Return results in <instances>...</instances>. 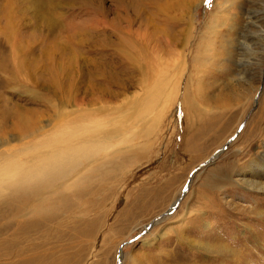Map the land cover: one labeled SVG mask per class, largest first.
Masks as SVG:
<instances>
[{"label":"rangeland","instance_id":"rangeland-1","mask_svg":"<svg viewBox=\"0 0 264 264\" xmlns=\"http://www.w3.org/2000/svg\"><path fill=\"white\" fill-rule=\"evenodd\" d=\"M90 131L118 171L18 235L9 156ZM263 148L264 0H0V264H264Z\"/></svg>","mask_w":264,"mask_h":264},{"label":"bare ground","instance_id":"bare-ground-1","mask_svg":"<svg viewBox=\"0 0 264 264\" xmlns=\"http://www.w3.org/2000/svg\"><path fill=\"white\" fill-rule=\"evenodd\" d=\"M205 52L206 48L203 47L198 57L192 59L194 65H204V62L209 59L205 56ZM214 60L215 58L213 61ZM147 69L150 70L149 65ZM200 80L201 79L197 78V81L194 83L195 86L191 97L188 96L186 89L183 90L181 95V110L183 113L185 112L183 115L189 116L185 121V125H187L188 129L197 131L200 129L199 125L202 124L201 118L202 120L209 118L206 117L205 109L199 108L200 105L207 104V97L204 94V90L201 89ZM157 93V89L149 91V99H146L143 113L150 111L156 100ZM191 130L190 132H192ZM104 137L105 133L102 135V140H98L97 142L96 139L93 138L92 131H90V133L77 136L78 140L70 136H65L61 139L57 138V141L52 140L50 143L44 142V144H42L39 141L37 143V148L34 147V145L30 148L31 152H25V154H28L27 156L25 155L23 157V154L21 155L20 158L22 159H17L19 155L15 157L14 154H9L11 162L9 161L6 165L10 166L6 173L11 177V185H15L14 191L18 195L15 198L16 206L11 213L12 216L18 217L19 219L17 220L18 235L22 234L24 231H29L30 228L37 224L36 222H38V220L34 217L39 213L45 212L41 214L42 218H44V221H49L55 218V216L57 217L56 214L58 211L65 209L73 202L77 203L83 201L81 199L87 194L89 187L88 183L92 179L98 176L97 178L100 180H97L103 181L117 170V167L111 169L112 166L110 164V162H112L111 159L114 158L116 154L112 153L105 155L106 153L103 152L105 149H108V144H105L103 140ZM103 144L106 147L105 149H103V147H98ZM255 156H257L256 158H258V160ZM100 157L104 159L98 162ZM118 159L119 158H117V160ZM252 159L253 161L249 163L250 165L248 168L255 170L254 179H251L252 176H244L239 179V182L248 186V188L264 192V148L261 151L257 150L255 153L253 152ZM3 183L5 184V182ZM3 183L1 182V184ZM175 202L176 201H174L170 208L174 206ZM255 215L258 225L260 226L258 231L255 232L257 233L256 235H260L257 241L263 246L264 244H261L260 241L264 242V233H262V227H264V214L257 212ZM18 243H20V240H18ZM241 258H243V255Z\"/></svg>","mask_w":264,"mask_h":264},{"label":"water","instance_id":"water-1","mask_svg":"<svg viewBox=\"0 0 264 264\" xmlns=\"http://www.w3.org/2000/svg\"><path fill=\"white\" fill-rule=\"evenodd\" d=\"M241 128H242V126L239 128V130H240ZM190 179H191V176L188 177L187 182H186V184H185V186H184V188H183V190H182V192H181V195L176 199V202H175L174 206H173L172 208H169L168 211H167L166 213H164V214L158 216V217L155 218L152 222H150V224L147 226L148 228H149L153 223H155V221H157V220H159V219H161V218H164L166 215L170 214V213H171V212H172V211L178 206L179 202L181 201V199L183 198V196H184L185 193L187 192V189H188V186H189ZM134 239H135V238H134ZM131 240H133V239H131ZM131 240H130V241H131ZM130 241H128V242H130ZM121 248H122V247L119 248L118 253H117V261H116V264H120V260H121Z\"/></svg>","mask_w":264,"mask_h":264}]
</instances>
